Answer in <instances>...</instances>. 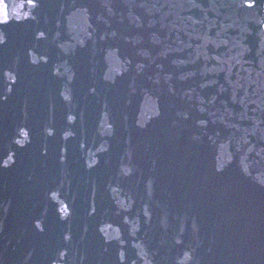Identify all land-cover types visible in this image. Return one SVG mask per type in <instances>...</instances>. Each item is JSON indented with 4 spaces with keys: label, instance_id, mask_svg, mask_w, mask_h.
<instances>
[{
    "label": "water",
    "instance_id": "water-1",
    "mask_svg": "<svg viewBox=\"0 0 264 264\" xmlns=\"http://www.w3.org/2000/svg\"><path fill=\"white\" fill-rule=\"evenodd\" d=\"M184 1L264 248V0Z\"/></svg>",
    "mask_w": 264,
    "mask_h": 264
},
{
    "label": "clouds",
    "instance_id": "clouds-1",
    "mask_svg": "<svg viewBox=\"0 0 264 264\" xmlns=\"http://www.w3.org/2000/svg\"><path fill=\"white\" fill-rule=\"evenodd\" d=\"M27 3L28 6V10L27 11H22V9L25 8V5ZM38 3V0H0V23H6L8 22L13 16L15 17V19L20 20L22 18H27L29 16L32 15V11L31 9L36 7ZM245 3L249 4V6H251L254 3V0H245ZM262 22H264V20H262ZM40 35H44L43 33H40ZM207 43V38L206 41ZM80 43H83V40H80ZM219 43H227V41H217V46L219 45ZM33 59H35V57H33ZM217 59H219V57H217ZM259 75V73H258ZM262 87H264V84L261 85ZM71 119V117H70ZM203 123V122H201ZM51 132V130H49ZM21 144L24 143V141L20 142ZM228 159H231V157L229 156ZM11 156L8 159H5L3 161L4 165H8L11 163ZM92 163H95V161H92ZM223 166V164H221V167ZM62 213L64 214V216L68 215V210L67 208L61 209ZM108 226H102V231L104 232L105 236L108 239H112L113 238V234H110L107 231ZM119 229L117 228L115 230L114 235L115 236H119ZM142 256L144 255L143 251H141L140 253ZM61 255H63V253H61ZM121 260L124 259V254L123 252H121L120 255ZM190 253H186L185 254V259H190Z\"/></svg>",
    "mask_w": 264,
    "mask_h": 264
}]
</instances>
